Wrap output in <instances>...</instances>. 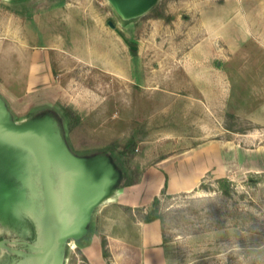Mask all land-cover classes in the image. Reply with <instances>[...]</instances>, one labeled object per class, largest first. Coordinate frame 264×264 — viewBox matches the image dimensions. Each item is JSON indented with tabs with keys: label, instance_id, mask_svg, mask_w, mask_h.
Listing matches in <instances>:
<instances>
[{
	"label": "rangeland",
	"instance_id": "1",
	"mask_svg": "<svg viewBox=\"0 0 264 264\" xmlns=\"http://www.w3.org/2000/svg\"><path fill=\"white\" fill-rule=\"evenodd\" d=\"M131 5L0 0V39L25 52L28 63L40 60L50 75L38 92L10 100L14 122L33 127L39 121L33 103L48 102L56 129L78 158L114 148L108 165L101 161L106 169L90 163L87 175L107 173L115 190L123 181H139L155 164L179 168L213 142L215 171L191 190L162 189L146 211H155L162 222L175 264H264V44L258 38L236 43L235 31L230 48L221 40L200 43L208 36L200 32L205 20L216 21L221 33L245 18L254 31H264L256 26L264 21V5L257 0ZM201 71L203 85L197 87ZM46 145L58 154L60 167L52 173L60 193L67 158L55 139ZM25 151L15 146L0 151V236L31 251L30 244L43 241L45 220L38 207L43 194ZM31 180L36 200L26 187ZM8 255H0V264L38 261Z\"/></svg>",
	"mask_w": 264,
	"mask_h": 264
},
{
	"label": "crops",
	"instance_id": "2",
	"mask_svg": "<svg viewBox=\"0 0 264 264\" xmlns=\"http://www.w3.org/2000/svg\"><path fill=\"white\" fill-rule=\"evenodd\" d=\"M257 1L263 7L264 0ZM215 23L212 19L201 23L200 32L208 33L205 40H201V44L213 45L221 40L230 48L229 45L235 42L246 43L254 38L260 39L264 44V31H254L255 25H250L246 18L240 19V23L231 21L227 27L230 34L219 32L214 26ZM256 26L264 28V21L257 22ZM233 31L237 34L238 42H233ZM231 73L234 74V71ZM203 77L204 73L201 71L200 80L196 79L197 87L203 85ZM49 80V70L44 68L40 60L28 63L25 52L17 51L10 42L0 39V102L11 122L15 123L10 100L25 97L30 92H38L42 87L40 85ZM208 80L207 78V82ZM210 80L213 82L214 79ZM33 104L37 106L34 108L35 116L43 114L44 108L48 109L46 101L40 100ZM212 144L213 142L210 149L201 148L200 151H195L193 159L190 157L186 161L188 166L184 162L178 164L179 168L168 170L155 164L148 168L139 181L123 184L117 190L110 188L105 192L101 191L86 210L89 193L84 189L85 183L78 181L76 187L72 188L73 205L66 215L63 226L66 229L62 241L50 264H76V253L84 257L88 264H175L167 251L162 222L157 218L147 221L140 212H147V208L162 189L169 193L191 190L208 173H213L218 166V158L215 157ZM4 145L0 143V146ZM208 153L211 166L207 165ZM229 169L227 167L225 173L229 174ZM165 173L169 174L168 178ZM37 229L36 227V235L39 232ZM0 241L10 243V238L2 237ZM104 242L107 256L104 254ZM19 248L25 250L26 247ZM3 253L9 254L8 258L11 255L7 249L0 247V255Z\"/></svg>",
	"mask_w": 264,
	"mask_h": 264
},
{
	"label": "water",
	"instance_id": "3",
	"mask_svg": "<svg viewBox=\"0 0 264 264\" xmlns=\"http://www.w3.org/2000/svg\"><path fill=\"white\" fill-rule=\"evenodd\" d=\"M118 1L132 4L131 6H136V8H138L149 0ZM110 24L114 25L112 21H110ZM35 117H38L39 119L37 120L39 121L30 128H28V126L13 123L6 109L0 102V143L5 144L3 147L0 146V151H3L6 147L10 148L11 146L23 147L26 150V154L30 152L33 154L41 170L45 209L41 208L40 204L38 207L41 215L44 214V238L43 241L30 244V247L33 249L31 251L14 250L3 241H0V247L24 256L36 257L38 261L35 264H50L66 229L63 228L67 218L66 215L72 208L71 205H73L72 188L74 189L76 187L78 181L85 183L84 189L87 190L90 197L85 207L86 210L93 204L94 201H92V199L99 196L101 191L105 192L107 189H116V187L114 186V182L111 181L112 177L107 175V173H105L103 177H92L87 175V168L90 163L94 166L102 165L105 170L106 168L101 161L104 160L108 165V155L104 156L96 153L88 158H78L73 151L66 147L62 134L56 129V122L50 118L48 113H43ZM35 126H37V128H35ZM49 139H55L59 142L60 146H62V150L65 152V158H67V172L65 170L63 171L64 176L63 178L61 177L62 187L60 193H58L55 187L56 184L52 176L53 169H56L55 166L60 167L59 163H57L54 158L58 156V154L56 151H49L46 145ZM2 159L7 163L9 162L8 157H5V155H2ZM67 173H69V175H67ZM80 189L81 187L79 190Z\"/></svg>",
	"mask_w": 264,
	"mask_h": 264
},
{
	"label": "trees",
	"instance_id": "4",
	"mask_svg": "<svg viewBox=\"0 0 264 264\" xmlns=\"http://www.w3.org/2000/svg\"><path fill=\"white\" fill-rule=\"evenodd\" d=\"M51 109H45V111H44V113H48V115L54 120V121H57V117L55 118V116L54 115H52L50 112ZM63 116L64 117H66L67 119H68V121L69 122H71V119H70V114H69V112H65V113H63ZM58 122V121H57ZM56 122V125H58L59 126V124ZM114 150V148L113 147H111V146H108V147H103V148H100V149H98V151L96 152V153H98V154H100V155H104V156H106V155H108V154H110V152H112ZM123 152H125V151H123ZM31 153V152H30ZM28 153L27 155L29 156V161H30V166H33L35 169V173H36V177H35V179H36V181L38 182V185H39V187H40V190L42 191V197H41V199H40V207L41 208H44L45 209V198H44V189H43V183H42V174H41V170H40V168H39V166H38V164L36 163V161H35V158H34V156H33V154L31 153ZM52 176H53V173H52ZM54 177V176H53ZM33 180V179H32ZM32 180L31 181H26L27 182V190L29 191V194H31V196L33 197V198H35V200L37 199V197H35L34 196V192H35V190H34V188L32 187V185H31V183H32ZM218 180H221V179H218ZM25 182V183H26ZM24 183V184H25ZM130 183H132V182H130V181H123V183H122V185L123 184H125V185H129ZM56 187V186H55ZM227 192H229L228 190H226V193ZM39 201V200H38ZM158 201V197H155V202H157ZM39 206V205H38ZM145 220H153V219H156V218H158V215L155 213V211H149V212H147V215H145ZM33 229H34V224H33ZM34 232H35V229H34ZM1 239V238H0ZM105 242H104V254L107 256L108 255V251H107V249L105 248Z\"/></svg>",
	"mask_w": 264,
	"mask_h": 264
},
{
	"label": "flooded vegetation",
	"instance_id": "5",
	"mask_svg": "<svg viewBox=\"0 0 264 264\" xmlns=\"http://www.w3.org/2000/svg\"><path fill=\"white\" fill-rule=\"evenodd\" d=\"M32 224L35 225L36 223H33V222H32ZM33 231H34V229H33ZM33 231H32V232H33ZM32 234H34V233H32ZM0 238H1L0 240H2V236H0ZM18 241H20V240H18ZM5 244L9 245V246L12 247L14 250H17V251H18V250H19V251H26V250H24V249L21 250V248H19V245H18V247H17V246H13L12 243H11V239H10V243H5ZM21 246H22V245H20V247H21ZM7 251H9V250H7ZM9 252H10L11 254H14V252H12V251H9Z\"/></svg>",
	"mask_w": 264,
	"mask_h": 264
},
{
	"label": "built area",
	"instance_id": "6",
	"mask_svg": "<svg viewBox=\"0 0 264 264\" xmlns=\"http://www.w3.org/2000/svg\"><path fill=\"white\" fill-rule=\"evenodd\" d=\"M77 264H88V261L84 257L78 256Z\"/></svg>",
	"mask_w": 264,
	"mask_h": 264
}]
</instances>
